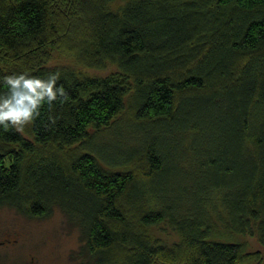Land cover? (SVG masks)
Instances as JSON below:
<instances>
[{
	"label": "trees",
	"instance_id": "1",
	"mask_svg": "<svg viewBox=\"0 0 264 264\" xmlns=\"http://www.w3.org/2000/svg\"><path fill=\"white\" fill-rule=\"evenodd\" d=\"M113 1L0 0V96L22 73L64 91L29 138L0 128V207H59L86 264H260L240 237L264 247V0ZM54 50L115 69L80 77ZM108 127L127 152L98 148ZM184 134L194 184L168 169Z\"/></svg>",
	"mask_w": 264,
	"mask_h": 264
},
{
	"label": "rangeland",
	"instance_id": "2",
	"mask_svg": "<svg viewBox=\"0 0 264 264\" xmlns=\"http://www.w3.org/2000/svg\"><path fill=\"white\" fill-rule=\"evenodd\" d=\"M127 2L125 0H116L111 2L108 8L110 10H118ZM48 64H61L73 67L80 77H103L115 69V66L111 63L100 69L83 67L77 65L72 56L57 50L52 52ZM131 121L130 117L124 114L116 122V124L122 125L121 128H124L122 134H125V136L121 137V134L119 135L122 141L128 144L134 143L135 140L129 137L135 135L134 131H127V129L135 127L133 125L134 122L131 123ZM26 126L20 131L24 137L29 138V135L24 131ZM119 127L116 128L115 132L119 130ZM100 136L97 140V145L101 151L106 150L109 152V150H114L122 145H118L114 141V136L111 134L109 127L103 129ZM170 143L174 144L172 155L174 162H178L179 166L176 167L175 164H171L172 167H168V169L170 171L175 170L176 173H181V176H185L188 179L187 184H194L196 181L194 167H191V165L185 167L180 163L182 155H187L186 153L189 150L188 136L184 134L182 140L172 138ZM128 144L121 146L122 152L129 150ZM240 239L246 243L247 250L251 252L258 250L261 252L263 259L260 264H264V247L258 243L257 239L251 236H241ZM80 246L79 228L69 220L66 212L57 206L53 207L50 215L43 218L23 215L12 207H0V264H86L79 256ZM249 264H254V261Z\"/></svg>",
	"mask_w": 264,
	"mask_h": 264
},
{
	"label": "clouds",
	"instance_id": "3",
	"mask_svg": "<svg viewBox=\"0 0 264 264\" xmlns=\"http://www.w3.org/2000/svg\"><path fill=\"white\" fill-rule=\"evenodd\" d=\"M59 77L30 76L26 73L8 76L4 83L9 92L0 96V128L22 130L40 114L44 104L51 105L64 91L57 86Z\"/></svg>",
	"mask_w": 264,
	"mask_h": 264
}]
</instances>
